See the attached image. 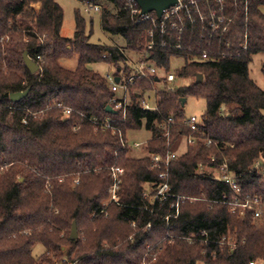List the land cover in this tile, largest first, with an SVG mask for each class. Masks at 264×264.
Wrapping results in <instances>:
<instances>
[{
  "label": "trees",
  "instance_id": "1",
  "mask_svg": "<svg viewBox=\"0 0 264 264\" xmlns=\"http://www.w3.org/2000/svg\"><path fill=\"white\" fill-rule=\"evenodd\" d=\"M91 1L103 6V33L120 37L124 47L92 43L79 12L73 38L63 37L64 10L55 0H0V264H54L55 259L62 264H264V224L252 211L239 216L222 203L234 193L219 176L226 161L243 194L264 199V89L249 73L253 58L264 55V0H248L246 50L245 0H228V14L236 18L231 34L210 46L206 38L192 35L193 46L213 52L208 61H198L191 51H154L152 60L165 72L172 59H182L176 76L191 82L174 93L159 91L157 111L142 110L138 96V91L155 88L154 79L132 86L127 120L117 125L124 140L143 128L161 133L160 125L173 119L169 137L145 141L147 155L140 159L129 157L118 135L88 121L121 117L106 112L112 97L109 82L89 65L107 63L115 75L118 69L129 74L125 56L103 55H117L119 48L135 54L148 25L135 24L121 1ZM36 4L39 11L32 7ZM24 52L40 64V71L30 73ZM74 55L75 68L61 63ZM198 75L201 83H196ZM26 90L27 97L11 102V94ZM189 97L207 103L203 125L193 134L185 126L181 104V98ZM57 103L76 113L64 117ZM190 135L196 143L172 160L169 183L173 194L196 200L180 201L179 216L167 228L164 219L174 214V199L145 196L147 186L154 196L160 183L149 156H167L179 138ZM113 165L127 176L106 219L101 212L110 196ZM92 213L98 217L90 222ZM73 222L78 230L89 225L85 241L70 239ZM36 245L45 250L37 258L32 255Z\"/></svg>",
  "mask_w": 264,
  "mask_h": 264
},
{
  "label": "built area",
  "instance_id": "2",
  "mask_svg": "<svg viewBox=\"0 0 264 264\" xmlns=\"http://www.w3.org/2000/svg\"><path fill=\"white\" fill-rule=\"evenodd\" d=\"M121 1L130 14L131 19L138 25H148L145 29L144 43L140 50L134 54V58L129 57V53L122 48H119L118 54L107 53L103 55L104 59H113L119 56H125L127 63L130 67L129 74L125 71L119 72L118 75L107 74L106 79L110 85V91L112 97L110 100V106L116 113H120L119 119L106 118L104 121L97 119L96 117L88 118V121L101 129L102 131L109 130L113 135H118L121 139L122 148L128 150H143L146 147V142H130L124 140L118 124L125 123L127 120L128 111L132 105V86L138 80H153L156 88L152 90V104L147 101L146 92L138 91L140 98V107L144 111H157V93L159 91L174 93L178 86L176 73L165 72L158 68L152 60V55L156 49H171L178 52H195L198 56H195L198 61H208L214 55L209 49H200L192 45L194 34H198L200 39L206 38L208 41L207 46L211 45L212 40H219L220 42L225 39L232 32V27L236 24L235 15L228 14L229 3L228 0H177V3L164 10L159 17L156 11H152L146 14L142 13V8L139 6L136 0H118ZM247 3L245 0V32L243 38L245 40L243 50L247 47ZM83 7L86 12H96L101 14L103 6L97 3H93L91 0H85ZM186 36H188V44H185ZM225 48L230 49L231 43L226 42ZM223 55L225 53L223 52ZM40 60L41 58L38 57ZM34 60V59H32ZM35 61V60H34ZM39 66L40 64L35 61ZM41 68V67H40ZM162 74V75H161ZM119 77L120 80L116 83L115 78ZM158 79L156 81L155 79ZM161 84V88L158 85ZM56 108L62 109L64 117H69L76 111L72 108L65 107L61 103H57ZM81 117H85L84 114H80ZM26 123V121H24ZM173 122L170 118L168 121L160 125L161 133H153L152 139L160 136L169 137L167 126ZM185 126L191 131V133H197L202 126V120L192 116L186 118ZM77 126H74V130H77ZM188 145H194L196 139L190 135L186 137ZM211 141L207 140L206 146L211 145ZM152 170L159 173L160 183L156 186V192L154 196L150 193H145L146 197L153 199L154 201H165L168 199H174L170 208L174 210V214L165 217L164 221L167 224V228H170V219H176L179 216V203L182 196L175 195L171 191L169 183L170 176V164L177 155L174 151H169L167 156L161 157L157 154H151L150 156ZM214 161V158L212 159ZM256 165V167H258ZM220 178L226 184L230 186L234 197L231 201H228L226 197H223L222 203L228 205L232 213H239V216H243L245 211H252L254 218L264 224V199L259 196L244 195L241 187L237 183V177L234 176L228 168L227 162L220 166L219 169ZM110 175L112 178V186L110 189L111 201L115 203L119 202V190L125 170L122 167L112 166L110 167ZM78 183V181H76ZM150 228L151 225H148ZM231 245V244H229ZM146 264V263H143ZM254 264V263H251Z\"/></svg>",
  "mask_w": 264,
  "mask_h": 264
},
{
  "label": "rangeland",
  "instance_id": "3",
  "mask_svg": "<svg viewBox=\"0 0 264 264\" xmlns=\"http://www.w3.org/2000/svg\"><path fill=\"white\" fill-rule=\"evenodd\" d=\"M64 10V21L61 29V35L65 38H73L75 33V13L79 12L82 18L85 20V28L87 34L91 35V42L94 44H104L111 46L113 44H118L120 47H124V41L117 36H112L109 34L103 33L101 29V15L96 12H86L83 5L78 0H55ZM35 10L39 11L40 8L38 5L32 6ZM264 13V9H263ZM130 58H134V54H129ZM61 63L66 66L67 68L73 69L76 67L78 63V57L74 55L73 57L69 59H63ZM183 60L180 58H174L171 61V70L170 72L176 73L178 69H180L183 65ZM264 66V55H256L253 58V62L251 63L249 67V73L252 80L256 82V84L261 88L264 89V75L262 73V68ZM89 69L96 71L100 73L102 76H106L107 74H115V67L113 65H109L107 63H97L93 65H89ZM162 75V74H161ZM190 79H181L177 80L176 85L179 86H186L188 83H190ZM157 86H155L156 88ZM159 88H161V84L158 85ZM152 91L148 90L146 92V98L147 101L152 104ZM207 109V103L204 99H199L195 97H189L187 99L186 105H184L183 110L185 113L186 118L189 117H196L197 119H201L204 115L205 111ZM202 120V119H201ZM203 125V124H202ZM154 132L150 133L145 128L139 130L130 132L127 135L128 142L133 144L134 142H145L149 139H152V134ZM157 133V132H155ZM157 138H154L152 140H156ZM188 144L186 142V138L181 137L177 140V142L173 145L172 151H174L177 155V157L182 156L184 153H186ZM128 150V149H126ZM128 155L131 158H144L146 157L145 149L143 150H128ZM114 166V165H113ZM111 167V166H110ZM109 167V168H110ZM108 168V169H109ZM203 169V168H201ZM110 171V169H109ZM111 176V175H110ZM127 172L125 170V175L123 177V180L126 178ZM76 181L79 182V176H77ZM63 181V179H61ZM76 181L74 182L75 185H77ZM49 187V185H48ZM151 189L147 186L145 189L146 193H150L151 195ZM182 200H189L193 201L196 199L193 198H187L182 196ZM114 201H111V196H109L108 200L103 201V212H101V215H104V218H108L110 213L107 211L109 207L114 204ZM117 204V203H116ZM96 217V214L92 213L89 220L90 222L93 221ZM83 225V224H82ZM89 225H83L82 229L78 230L79 237L82 239V241H85V233L87 231ZM78 237V238H79ZM44 248L42 245H36L32 251V255L37 258L41 256L44 253ZM54 264H62L64 260H53ZM145 263V262H144ZM143 264V263H142Z\"/></svg>",
  "mask_w": 264,
  "mask_h": 264
},
{
  "label": "water",
  "instance_id": "4",
  "mask_svg": "<svg viewBox=\"0 0 264 264\" xmlns=\"http://www.w3.org/2000/svg\"><path fill=\"white\" fill-rule=\"evenodd\" d=\"M136 1L139 4V6L142 8L143 14L156 11L159 17L162 15L164 10L174 6L177 3V0H136ZM23 61L27 69L30 71V73L34 74L40 71V66L34 60H32V58H30L28 52H24ZM118 72H120V69H118ZM196 79H197L196 83H201L203 81V76L198 75ZM119 80H120L119 77L115 78L116 83H118ZM155 80L158 81L157 78ZM28 94H29V90L13 93L10 95V100L12 103H18L19 101L27 97ZM186 101H187L186 98H181L182 106L185 105ZM106 112L111 114H116V112L111 106L106 107ZM78 237H79V233H78L77 223L73 222L70 239L76 240L78 239Z\"/></svg>",
  "mask_w": 264,
  "mask_h": 264
},
{
  "label": "crops",
  "instance_id": "5",
  "mask_svg": "<svg viewBox=\"0 0 264 264\" xmlns=\"http://www.w3.org/2000/svg\"><path fill=\"white\" fill-rule=\"evenodd\" d=\"M36 5H38L39 8L41 7L40 4H36Z\"/></svg>",
  "mask_w": 264,
  "mask_h": 264
}]
</instances>
